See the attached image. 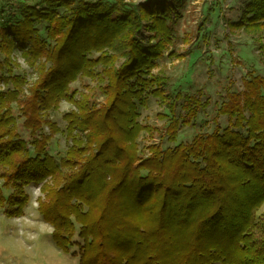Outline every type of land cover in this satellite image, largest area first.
<instances>
[{"label": "trees", "instance_id": "1", "mask_svg": "<svg viewBox=\"0 0 264 264\" xmlns=\"http://www.w3.org/2000/svg\"><path fill=\"white\" fill-rule=\"evenodd\" d=\"M1 1L4 215L23 217L35 185L57 248L69 254L78 232L79 264H264V77L249 72L243 91L228 89L217 111L225 126L216 118L213 132L177 144L211 101L171 95L154 73L190 0ZM228 26L261 33L264 55V0H248ZM15 53L33 82L15 73ZM81 78L97 82L92 92L73 89ZM151 98L170 109L163 137L174 147L141 148L155 131L139 121ZM62 101L76 108L64 115L72 145L57 161L48 147L60 129L50 115Z\"/></svg>", "mask_w": 264, "mask_h": 264}, {"label": "rangeland", "instance_id": "2", "mask_svg": "<svg viewBox=\"0 0 264 264\" xmlns=\"http://www.w3.org/2000/svg\"><path fill=\"white\" fill-rule=\"evenodd\" d=\"M14 1L33 3L35 0H9ZM126 1L143 4L148 0ZM247 3L248 0H190L183 10V18L177 27L176 45L159 61L154 73L167 78L164 87L167 93L203 95L204 100L209 98L211 104L198 116L196 125L179 130L177 144L190 142L198 133L213 132L216 118L225 126L226 117L218 116L217 111L228 89L243 91V81L249 72L264 77V55L257 45V38L261 33L228 26L240 20ZM40 29L41 35L45 37L43 26ZM172 51L179 57H170L169 53ZM14 57L19 64L15 73L26 76L29 83L33 82L36 79L34 69L25 62L20 53H15ZM2 58L0 54V61ZM96 85L95 80L81 78L72 84V87L79 92L90 93ZM5 89L0 82V90ZM79 97L77 95V98ZM102 101L100 98L99 102ZM75 108L74 105L62 101L59 110L50 115V119L60 129V132L52 135L48 147V153L57 161L65 156L72 145V141L67 137L64 115ZM180 112L178 105L177 114ZM139 113V121L155 129L153 133H144L141 136V148L153 143H162L163 148L176 146L168 142L167 137H163L168 125L164 117L171 116L165 103L160 99L151 98L149 107L140 108ZM14 114L21 124L23 120L16 107ZM23 135L26 137L27 132ZM26 192L30 201L23 217L9 219L0 209V264H79L77 244H82V241L78 232L70 253H63L53 240V227L38 211V200L44 198L40 186L31 185ZM263 212L264 205L260 213Z\"/></svg>", "mask_w": 264, "mask_h": 264}]
</instances>
